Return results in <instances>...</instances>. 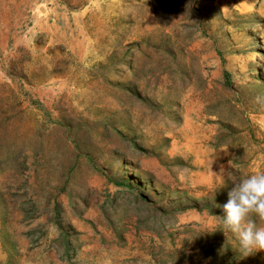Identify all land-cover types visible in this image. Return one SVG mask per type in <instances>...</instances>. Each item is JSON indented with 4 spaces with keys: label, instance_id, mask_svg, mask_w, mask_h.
Returning a JSON list of instances; mask_svg holds the SVG:
<instances>
[{
    "label": "rangeland",
    "instance_id": "rangeland-1",
    "mask_svg": "<svg viewBox=\"0 0 264 264\" xmlns=\"http://www.w3.org/2000/svg\"><path fill=\"white\" fill-rule=\"evenodd\" d=\"M257 172L264 0H0V264H264L219 218Z\"/></svg>",
    "mask_w": 264,
    "mask_h": 264
},
{
    "label": "clouds",
    "instance_id": "clouds-1",
    "mask_svg": "<svg viewBox=\"0 0 264 264\" xmlns=\"http://www.w3.org/2000/svg\"><path fill=\"white\" fill-rule=\"evenodd\" d=\"M238 175L229 173L235 186L222 205L225 215L218 217L220 227L233 234L243 257H247L264 251V226L257 223V219L264 221V172L247 174L242 179ZM222 184L221 179L219 186Z\"/></svg>",
    "mask_w": 264,
    "mask_h": 264
},
{
    "label": "crops",
    "instance_id": "crops-1",
    "mask_svg": "<svg viewBox=\"0 0 264 264\" xmlns=\"http://www.w3.org/2000/svg\"><path fill=\"white\" fill-rule=\"evenodd\" d=\"M45 15H43L42 18L38 16V14L33 15L31 18L32 27L28 30L30 31L29 36L32 35V33L36 32H43L46 33L50 37H58L59 32H61L60 25H66L65 28H67L68 21H64L65 17L60 16V13L58 12V8L50 6L44 8V10H41ZM80 15H75L73 17V24L75 30L79 33L80 31V24L82 22ZM24 36H16L15 41L17 44H27L28 39Z\"/></svg>",
    "mask_w": 264,
    "mask_h": 264
}]
</instances>
